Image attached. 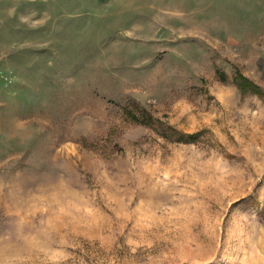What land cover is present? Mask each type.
Returning <instances> with one entry per match:
<instances>
[{"label":"rangeland","instance_id":"374dc122","mask_svg":"<svg viewBox=\"0 0 264 264\" xmlns=\"http://www.w3.org/2000/svg\"><path fill=\"white\" fill-rule=\"evenodd\" d=\"M0 264H264V0H0Z\"/></svg>","mask_w":264,"mask_h":264},{"label":"trees","instance_id":"16d2710c","mask_svg":"<svg viewBox=\"0 0 264 264\" xmlns=\"http://www.w3.org/2000/svg\"><path fill=\"white\" fill-rule=\"evenodd\" d=\"M238 79L241 80L242 83L238 84V86L240 87L241 91L243 92H247L248 91V82H250V80L248 78H245L244 76L242 75H238ZM250 90V89H249Z\"/></svg>","mask_w":264,"mask_h":264}]
</instances>
